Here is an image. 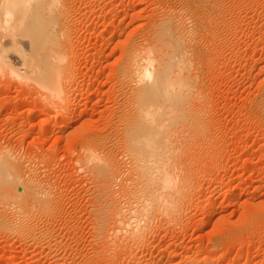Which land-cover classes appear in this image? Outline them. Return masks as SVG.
Wrapping results in <instances>:
<instances>
[{"label":"rangeland","instance_id":"obj_1","mask_svg":"<svg viewBox=\"0 0 264 264\" xmlns=\"http://www.w3.org/2000/svg\"><path fill=\"white\" fill-rule=\"evenodd\" d=\"M67 1L59 2L62 12L85 29L78 40L82 48L65 76L69 79L62 82L67 87L60 101L63 111L46 90L6 71L14 66L9 55L3 61L7 64L0 63V150L33 177L49 203L39 209L22 206L23 215L11 211L13 224L22 217V228L0 230V264H264V0ZM163 15L181 29L189 61L185 94L194 97H186L194 114L187 111L169 134L170 160L178 162L174 189L179 182L176 193L180 189L184 196L170 194L176 206L163 214L156 207L146 210L138 221V232L144 231L138 241L128 235L130 226L123 233L114 231L119 224L111 221L107 208L101 209L104 200L112 211L111 200L124 202L127 193L134 198L132 188L142 176L120 146L134 115L132 75L118 90L114 78L118 55L149 45L151 30H156L152 24ZM189 112L193 119L203 115L206 139L187 125L194 121ZM87 141L88 151L95 150L110 165L102 181L84 163L80 144ZM116 167L125 172L111 185ZM206 201L210 206L201 211Z\"/></svg>","mask_w":264,"mask_h":264},{"label":"bare ground","instance_id":"obj_2","mask_svg":"<svg viewBox=\"0 0 264 264\" xmlns=\"http://www.w3.org/2000/svg\"><path fill=\"white\" fill-rule=\"evenodd\" d=\"M60 1L59 0H0V63L6 59L7 55H9V57H11L14 60V66H12L13 64L9 65V67L7 66L6 69H8V70H6V71H8V73L12 77H14L16 79L21 78L22 80L23 79L28 80L35 87H38L39 89L41 88V90H46L48 93L47 98H51V99H54V100L59 101V102L63 100L64 90L65 89L67 90L66 86H65L66 88L63 89L64 85L62 84V82L67 77V75L69 73H71V71L68 73V67H69L70 63H72L71 62L72 59L74 62V58H76L77 53L79 52L80 47L82 46V45L79 46L80 45V42H79L80 41V35L79 34H80V32L83 33V31L85 29L84 27L81 26L82 24L76 26L77 23L72 18H71V20H73L75 23H73V21L71 22V20L69 22L68 16L62 12L63 7L60 5L61 3L59 4ZM71 2H72V0H71ZM71 2L67 1V3H71ZM73 3H71V4H73ZM66 6L67 5H65V7ZM68 6H69V4H68ZM60 7H62V8H60ZM69 8L70 7H68V9ZM73 8H75V7H73ZM64 9L68 10L67 8H64ZM84 11H86V9ZM66 13H67V11H66ZM161 18L162 19H160V20L157 19L158 22L155 24V26H154V23L152 24V26L155 27L156 30H154L153 27L150 28V30L153 29L154 32L151 30V32L153 33V34H150V35H152L151 36L152 39H150V36H149V39L151 41L147 39L148 41H150L149 45L145 46L144 48H142L143 47L142 46L141 47L142 49L140 48L141 50H138V51H136L137 49L134 48L135 50L133 49L134 51L132 50V52L130 50L129 51L130 53L125 52L126 55L124 57L122 56V58L120 55H118V62H116L118 65L116 66L117 67L116 72H115L116 78H114V79L116 80V84H117V85L115 84V87L116 88L118 87V88L117 89L115 88V89L118 90V89H120L119 87L123 88V86H125L124 83H125L126 79H128L131 75L132 76L130 78L133 79V80L132 79L131 80L133 81L134 86H135V87L133 86L134 89L131 90L132 92L130 91L132 93L131 99L133 102V105H132L133 108H131V109H133L134 115H133V113L131 114V115H133L132 118L130 115L129 121L127 123L128 127L125 126V127H127L126 128L127 130L123 131L124 140H123V142L121 141L122 144H120V146L123 145L122 147H124L123 152L125 153V155H130L128 157H129V159H132L133 165H132V163H131V165H132L133 169L135 171H137L138 173H140V175H142V176L139 178L138 184L135 183L134 187L132 188V190L134 189V191H135L133 194L134 196L132 195L134 198H130L129 193H127L126 194L127 197L125 198V196H124V199H125L124 202L120 203L118 199H115V201L111 200L112 207H113L112 211L110 209H108V207L110 205L108 206V202H106L107 200L106 201L104 200L102 202L104 204H103V207L101 209L104 212V211H106V208H107V212H108V210L111 212V213L108 212V213H110L109 215L112 216L111 218L113 220H111V221H113L116 224H119V225H116L115 229H113L114 231H117V230H119L120 232L122 230L125 231L126 226H128V227L130 226V230H129V232L128 231L127 232H128V235L133 237V240L134 239L138 240V238H141L143 236V235H141V233H143L144 231L143 232L141 231V233H140V231L138 232V230L142 229L141 228L142 226L139 225L138 221H139V218H141L143 215H145L146 210L149 211L150 209H152L151 207H154V208L156 207V208H158L159 213H160V211L162 213L163 210L164 211H165V209L171 210V209H174L176 206V205L175 206L173 205L174 207L172 208V204H174V203H171V202L172 201L174 202V199L171 200V198H170V201L168 200L169 199L168 197L170 196V194L176 193L178 191L179 186H180V184H178L179 182H177V185H179V186H176V189H174L175 185H176V181H178V179H177V175H178L177 173L178 172L175 174L176 170L174 171V169L176 168L175 166L178 162L175 163V162H172V160H170L171 154H172V149H173V148H171V145H172L171 139L173 137L170 136L169 134L170 133L173 134L172 132H175L173 130L177 126V125H175L177 119L178 120H179V118L183 119V117L186 116L187 111L192 112V110L190 108L191 104L189 107V101H188V99H186V97L187 98L191 97L190 99L194 98L190 95V92H188L189 94L186 93L188 95L185 94L187 89L190 87L189 74H187L189 61H188V59H186L187 57L185 56V52H184L185 49L183 50V47H184V46H182V39L183 38H182L181 34L179 33V31L181 29L180 30L176 29V27H175L176 25H174L176 23L171 21L170 16L164 17V15H163ZM10 27L13 30L9 29ZM18 27H19V29H17ZM11 31L14 33L15 32H17V33H15L14 36H12L13 34L11 35V33H12ZM119 32H120V30H119ZM13 37L17 41H15V39ZM77 38H79V39H77ZM147 40L145 39V41H143V42L146 43ZM147 44H148V42H147ZM119 47L117 49V52L120 53L121 48L119 51ZM85 48L83 50H85ZM87 51H88V49H87ZM121 53H122V51H121ZM4 57H5V59H4ZM5 61L7 62V60H5ZM3 63H5V62H3ZM5 64H7V63H5ZM71 68H72V66H71ZM80 75L82 76L83 74H80ZM130 78H129V80H130ZM71 84H73V82H71ZM34 86H32V87H34ZM38 88H36V89H38ZM72 88H73L72 85H70L69 89H72ZM122 88H121V90L123 91ZM127 88H128V86H127ZM131 88H132V86H131ZM33 89H35V88H33ZM188 90H190V89H188ZM65 92H68V91H65ZM130 92H127V93L130 94ZM43 93H44V91H43ZM121 93L122 92H120L119 94H121ZM76 94H77V92H76ZM116 94H117V92H116ZM192 95H193V93H192ZM197 95H198V93H197ZM198 96H200V95H198ZM47 98L44 99L45 103H46V101H48V102L51 101L50 103H52V100L49 99L50 100L49 101V100H47ZM120 99H121V97H120ZM56 101H55V103H56ZM195 101H194V103H195ZM132 102L130 104H132ZM190 103H192V102H190ZM54 105H56V104H54ZM64 108L65 107L61 102H60V104L57 103V109L58 110L63 111ZM54 110H55V107H54ZM58 110H55V111L58 112ZM70 112H71V110H70ZM189 114H190V112H189ZM189 114H187V119L189 118V116H188ZM192 115H191V121L194 120L192 122L193 124H191V125L187 124V125L190 126V128L192 127L193 131L195 129V131H194L195 133L197 132V134L204 136L206 139V136L203 135V132L205 133L208 130L206 131L205 126H204L205 131L202 130L203 129L202 126L206 123V122L203 123L204 122L203 115H201V117H203V119L200 117L201 120L199 117H197L199 115H195L196 119H193L194 115L193 116ZM183 123H185V122H183ZM62 124H63V122H62ZM206 135H208V133ZM192 136H194V135H192ZM204 137H202V138L200 137V139H203ZM121 140H122V138H121ZM188 143H190V142H188ZM89 144L90 143H88V141L86 143L84 142L83 145L80 144L81 145V151H82L83 156H84L83 157L84 163H89V168H92L93 170L96 169L97 178L102 177V178H100V180L102 181V180H104L103 177L108 175L107 174L108 170L106 168L110 169V165L107 167L106 165H108V164H106L102 160V158L98 159L94 153L95 150H94V152L91 153L90 150H92V149L89 148V151H90L89 152L87 149L89 147ZM111 144H113V143H111ZM178 145H180V144H178ZM2 150H4V149H2ZM2 150H0V228H2L0 230L5 229L4 231L7 230V232H8L11 228L14 229L15 227H18L19 225H21L20 222L22 221V217H21V220H19L20 222L15 223V221H14L15 224L12 223L11 218H13L12 214L14 212L17 213L19 211V213L21 215H23V213H25V211H24L25 207H27L29 209L30 207L35 206V208L39 209V208L47 207V204H49V203H47L48 199L45 200L44 199L45 197H43L42 193L40 191H38L39 189L37 187H40V185L38 186V184H36V182H34L33 177L29 176L30 174H28V175L25 174L22 169L18 168L16 165L17 162L14 163V161H13L15 159H12L13 157H10V155H8L5 151H2ZM123 152L120 153V156L122 155ZM100 153H101V151H100ZM125 155H122V158H124ZM173 155H175V154H173ZM173 158H175V157H173ZM125 159L126 158H124L123 163H125V161H127ZM178 160H180V159H178ZM215 163H216V161H215ZM174 164H175V166H174ZM81 165H82V163H81ZM125 165H126V163H125ZM128 166H129V164H128ZM213 167L214 166L212 164L209 165V168H213ZM111 168H112V166H111ZM124 172H125V167H122L121 169H118L116 167V169L112 175L114 177H112L113 178L112 180L110 178V181H109L111 183V185L113 183L115 185L116 180L119 177V175L121 173H124ZM210 173H211V171H210ZM191 174H193V173H191ZM186 176H189V175H186ZM105 179H106V177H105ZM100 180H99V182H100ZM188 181H190V180H188ZM103 182H105V181H103ZM103 185H104V183L99 184L98 186L102 187ZM187 186H188V184H187ZM101 187H100V189H101ZM16 189H17V191H16ZM103 189L100 191L101 193L103 192ZM182 191H184V190H182ZM180 192H181V190L179 189L178 193L183 194ZM179 194L175 195V198L180 197L181 195L179 196ZM120 196H123V194H120ZM149 196H150V198H149ZM172 196L174 197V194H172ZM172 196H170V197H172ZM183 196H184V194H183ZM103 197L105 198V196H103ZM117 197H118V195H117ZM128 198L130 201L127 200ZM42 199H44V200H42ZM175 201H177V199H175ZM135 204H136V206H135ZM22 206H25V207L22 208ZM209 206H210V201L204 202L201 205V211H206ZM8 210H10L9 211L10 213H11V211H13V213L9 214ZM155 211H153V212H155ZM118 212H119V214H118ZM9 215H12V217ZM137 216H138V218H137ZM15 218L18 220L19 217L17 216ZM24 219H23V222H24ZM140 224H141V222H140ZM20 227L21 226H19V228ZM128 227H127V229H128ZM147 228H148V226H147ZM12 229L10 231H13ZM145 229H146V227H145ZM19 232H21V231H19ZM121 233H123V232H121ZM119 236H121V235H119ZM131 240L132 239H129V241H131ZM138 241H140V239ZM127 247H128V245H127Z\"/></svg>","mask_w":264,"mask_h":264}]
</instances>
